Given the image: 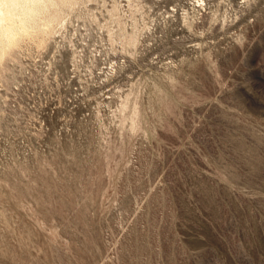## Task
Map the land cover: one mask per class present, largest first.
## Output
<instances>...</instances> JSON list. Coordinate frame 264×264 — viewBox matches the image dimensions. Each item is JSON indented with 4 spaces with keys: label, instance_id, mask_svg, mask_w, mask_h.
<instances>
[{
    "label": "rangeland",
    "instance_id": "obj_1",
    "mask_svg": "<svg viewBox=\"0 0 264 264\" xmlns=\"http://www.w3.org/2000/svg\"><path fill=\"white\" fill-rule=\"evenodd\" d=\"M52 1L0 55V264H264V0Z\"/></svg>",
    "mask_w": 264,
    "mask_h": 264
},
{
    "label": "bare ground",
    "instance_id": "obj_2",
    "mask_svg": "<svg viewBox=\"0 0 264 264\" xmlns=\"http://www.w3.org/2000/svg\"><path fill=\"white\" fill-rule=\"evenodd\" d=\"M59 2L56 1V4ZM4 3H5V0H0V55L4 52V54L1 56L6 55L5 49L7 50V48H9V47L11 48L13 45H18L17 43L19 40L16 41V34L18 35V34L22 33L23 37H25L26 34L24 35V33H31V32H29V30L31 31L34 27L36 28V26L38 24H40V25H38V27H40V26L43 27V25H41V22H43V23L47 22L46 24H48V21H51L53 19V16H54L53 14L58 13L55 10L56 8L55 9L53 8L54 13L52 14V16H46L48 11H49V9H48V11L46 10L48 5L50 7H51V4L53 7L58 6V5H53L55 3L52 0H7V3L10 5V7H7V8L3 7ZM70 3H72V2H70ZM59 7L60 6H58V8ZM51 9H52V7H51ZM45 10L47 12L45 14L46 17L42 14L45 12ZM40 14H42V16H40ZM48 15H50V12ZM57 15L58 14H56V16ZM40 17H43L44 21L43 20L40 21L39 20ZM54 18H55V16H54ZM40 19H42V18H40ZM52 21H54V20H52ZM50 23H49L48 28L44 24V30H45V27H46V29H49L51 27L50 25L54 24V22L51 24ZM34 29H33V31H35L37 28L35 30ZM33 33H35V32H33ZM29 35L31 37V34H29ZM17 37L19 39V36H17ZM20 40H21V38H20ZM15 42H17V43H15ZM19 42H21V41H19ZM14 48H15V46H14ZM11 49H10V51H11ZM7 51L9 52V50H7ZM0 59H2V57H0Z\"/></svg>",
    "mask_w": 264,
    "mask_h": 264
},
{
    "label": "clouds",
    "instance_id": "obj_3",
    "mask_svg": "<svg viewBox=\"0 0 264 264\" xmlns=\"http://www.w3.org/2000/svg\"><path fill=\"white\" fill-rule=\"evenodd\" d=\"M3 7H5V8L10 7V5L7 3V0H5V3L3 4Z\"/></svg>",
    "mask_w": 264,
    "mask_h": 264
}]
</instances>
